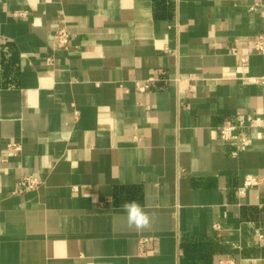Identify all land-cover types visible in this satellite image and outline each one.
I'll list each match as a JSON object with an SVG mask.
<instances>
[{"label": "crops", "instance_id": "1", "mask_svg": "<svg viewBox=\"0 0 264 264\" xmlns=\"http://www.w3.org/2000/svg\"><path fill=\"white\" fill-rule=\"evenodd\" d=\"M226 260L264 264V0H0V264Z\"/></svg>", "mask_w": 264, "mask_h": 264}, {"label": "built area", "instance_id": "2", "mask_svg": "<svg viewBox=\"0 0 264 264\" xmlns=\"http://www.w3.org/2000/svg\"><path fill=\"white\" fill-rule=\"evenodd\" d=\"M53 38H54V41L56 42L57 46L59 48H63L68 43V38H69L68 31L65 28H59L55 32ZM233 129L234 128L231 126H225V127L221 128L219 131V136H220L221 140H223L225 142L233 140L235 138L233 135ZM9 147L12 150H16V146H14V145H10ZM22 182L24 184L23 187L28 189V190L34 189L38 184V181L32 176L24 177L22 179ZM257 185H258V182L255 178L247 177L244 180L242 187L239 189V194H243L245 189H247L249 187L257 186ZM219 264H234V263L231 260H226V261L220 262Z\"/></svg>", "mask_w": 264, "mask_h": 264}, {"label": "clouds", "instance_id": "3", "mask_svg": "<svg viewBox=\"0 0 264 264\" xmlns=\"http://www.w3.org/2000/svg\"><path fill=\"white\" fill-rule=\"evenodd\" d=\"M127 213V222L130 227L141 229L149 224V216L137 202H129L123 205Z\"/></svg>", "mask_w": 264, "mask_h": 264}]
</instances>
